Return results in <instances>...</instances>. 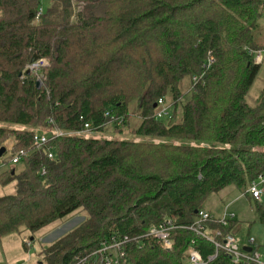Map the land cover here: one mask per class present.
Masks as SVG:
<instances>
[{"label": "trees", "instance_id": "1", "mask_svg": "<svg viewBox=\"0 0 264 264\" xmlns=\"http://www.w3.org/2000/svg\"><path fill=\"white\" fill-rule=\"evenodd\" d=\"M263 16L264 0H50L47 9L0 0V160L23 152L0 173V186L15 187L0 195V240L79 210L37 264H79L124 238L121 264H186L191 248L214 256L208 264H233L193 230H172L169 250L145 233L164 221L192 226L209 195L229 185L247 195L264 173V86L255 106L245 101L262 64L252 52L264 50ZM34 56L48 63L38 75ZM166 96L164 123L155 112ZM84 124L89 137L76 134ZM55 130L63 136L38 148L34 135ZM227 224L203 222L210 235L240 232Z\"/></svg>", "mask_w": 264, "mask_h": 264}, {"label": "rangeland", "instance_id": "2", "mask_svg": "<svg viewBox=\"0 0 264 264\" xmlns=\"http://www.w3.org/2000/svg\"><path fill=\"white\" fill-rule=\"evenodd\" d=\"M42 7L47 9L50 5V0H41ZM262 25L264 29V16L262 18ZM262 40V39H261ZM260 43L262 44V41ZM264 42V39H263ZM48 65L46 61V66ZM42 70V69H41ZM41 77L38 76V82L40 84ZM190 80L185 77L179 83V88L184 95L181 99V103H185L188 100V88ZM264 86V62L261 64L260 70L249 89L245 101L253 107L256 105L260 92ZM165 106L169 108L170 116L173 112V106L171 105V99L169 96L165 98ZM130 113L136 112V107L130 105ZM180 106L177 109V120L180 114ZM170 117L162 119L164 123L169 121ZM130 128L138 126L139 120L131 115ZM107 132L111 131V124L105 127ZM110 133V132H109ZM10 148V143H7ZM7 147V149H8ZM9 156V151L6 153L5 158ZM0 160V173L11 167L9 158ZM15 192L14 184L7 186H0V195H9ZM261 206L264 209V191L261 194L258 202L254 201L248 194H244V190L237 188L234 185H229L223 188L220 192L209 195L204 203L202 209L212 213L216 219H221L224 216L225 211L229 216L233 215L236 222L240 227V232L236 234V237L244 247L246 244L252 242V248L261 256V260L264 262V224L258 219V207ZM83 213L79 210L74 211L63 219H59L52 222L42 229L36 232H30L23 230L21 232L11 233L0 240V264H37L39 260V252L41 248L49 245L59 239L71 229H73L80 220L83 218ZM26 243V246H24ZM186 262V261H185Z\"/></svg>", "mask_w": 264, "mask_h": 264}, {"label": "built area", "instance_id": "3", "mask_svg": "<svg viewBox=\"0 0 264 264\" xmlns=\"http://www.w3.org/2000/svg\"><path fill=\"white\" fill-rule=\"evenodd\" d=\"M42 13V8H39L37 12V17ZM253 53V59L256 64H261L264 62V50L255 51ZM46 66V60L44 58L37 59L35 62L28 65V70L34 72L38 75L42 68ZM156 119H163L165 117H170L169 108L165 106V101L163 99L158 100L156 104ZM108 115V113H106ZM77 135H82L89 137L92 135L91 127L89 124H84V128L81 132L76 133ZM51 136V137H50ZM63 136V133L59 130L49 131V132H39L34 135V142L38 148L45 147L51 141V139ZM23 152L20 151L9 159L11 165H16L20 161V156ZM49 158H52L51 152L48 154ZM264 191V173L260 174L247 189L248 195L255 201H259L262 192ZM211 218V215L201 210L197 213V220L192 226H174L171 221H164L157 225H151L147 232L146 237L152 238L153 240L159 242L164 250L171 249L172 240L170 239V233L172 230L181 228L189 229L195 231L199 236L206 239L207 241L214 244V246L222 250L229 258L233 264H264L261 260V256L252 248V242L246 244L244 247H251L250 253L243 250L240 241L235 235L230 233H223L222 231H216L213 235H210L203 225V222ZM232 219V216L224 213L221 219H218L222 227H227V222ZM128 238L123 240L114 241L112 244H102L100 247L94 249L83 258L79 259V264H121L124 257L123 247L126 245ZM136 242V241H135ZM138 246V245H137ZM214 256H210L207 260H203L198 252L193 248L189 250L188 257L186 258V264H208Z\"/></svg>", "mask_w": 264, "mask_h": 264}, {"label": "water", "instance_id": "4", "mask_svg": "<svg viewBox=\"0 0 264 264\" xmlns=\"http://www.w3.org/2000/svg\"><path fill=\"white\" fill-rule=\"evenodd\" d=\"M37 60V57L34 56L32 59H31V63L35 62ZM37 87H39V82H37ZM6 152V149L4 147L0 148V157ZM196 214V213H195ZM243 250L247 253H250L252 248L251 247H243Z\"/></svg>", "mask_w": 264, "mask_h": 264}, {"label": "crops", "instance_id": "5", "mask_svg": "<svg viewBox=\"0 0 264 264\" xmlns=\"http://www.w3.org/2000/svg\"><path fill=\"white\" fill-rule=\"evenodd\" d=\"M203 210H204V209H203ZM204 211L208 212L211 216H213L211 212H209V211H207V210H204ZM225 213L228 214L227 211H225ZM228 215H229V214H228ZM230 216H232V219H234V216H233V215H230ZM234 220H235V219H234Z\"/></svg>", "mask_w": 264, "mask_h": 264}]
</instances>
